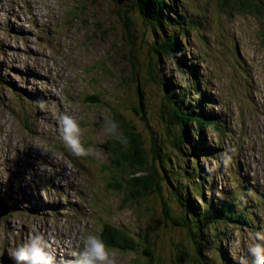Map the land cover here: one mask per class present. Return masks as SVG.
<instances>
[{"label":"rangeland","instance_id":"obj_1","mask_svg":"<svg viewBox=\"0 0 264 264\" xmlns=\"http://www.w3.org/2000/svg\"><path fill=\"white\" fill-rule=\"evenodd\" d=\"M230 1L228 7L221 8L219 0H167L170 20L163 30V22L155 25L142 14V5L137 0L136 4L123 5L117 0H0V163L6 153L9 163L18 162L23 170L31 165L32 156L38 157L39 170L55 165L54 174L65 176L56 188L58 204L64 194L70 195L69 185L84 186L87 202L93 199L102 213L103 223L124 227L140 236L142 242L149 221H152V232L160 231L163 237L156 249V254L163 259L162 264H172V261L198 264L189 260L197 259V255L186 253L192 250L187 248L184 232L174 230L162 221L159 198L151 197L138 205L123 204L125 195L115 184L126 177L114 168L105 149L114 139L106 134L105 117L110 120L116 112L131 121L145 139L150 162L156 165L159 162L161 172L164 166L168 169L166 174L181 184L175 181L177 172L182 167L192 170L195 162L185 161V156L176 153L172 147L167 134L171 133V140L178 130L176 126L166 124L167 116L163 113L165 91L162 85L152 81L150 74L163 79V73H168L175 85L183 86L187 91L194 101V108L206 111L215 121H220L216 116L219 113L231 129L233 122L242 120L243 110L247 111L246 116L252 115L254 119L252 110L260 108L264 111V105L258 107L255 101H262L264 93L255 97L252 92L253 89L264 90V13L242 9L239 0ZM143 2L146 4L143 9L154 12L150 2ZM169 32L179 36L184 49L181 60L185 56L189 70L185 69L184 63L167 59L164 53L159 59L156 48L163 51V44L172 35ZM194 72L198 76L196 79H192ZM6 84L16 88L11 90ZM94 93L103 103H87V97ZM200 94L214 98V105L202 107ZM224 105L231 114L229 122L223 113ZM139 106L144 108L147 118L144 121L142 115L133 111ZM64 112L76 116L83 128L85 146L96 150L94 155L76 158L75 165L58 140L57 117ZM245 122L244 134L234 133L231 139L227 137L234 145L228 146L223 141L222 151L216 159L199 157L202 172L213 176L219 174L217 170L224 164L225 153L236 166L225 177V188L223 179L211 181L210 178L209 188L204 192L201 190L210 203H214V197H223L224 189L249 205L242 192L246 165H241L233 151L234 147L240 150L241 144L249 141L253 134L251 121L246 118ZM203 132L206 145H213L216 138L223 136L220 131L210 128L208 133ZM154 134L158 137L159 161L152 152ZM224 167V171H229L230 163ZM51 177L52 172L43 175L44 183H52ZM7 188L17 194L19 210L0 220V240L2 237L7 241L15 236L29 237L43 225L60 232L65 229L66 221L83 232L85 220L62 218L64 213H57L51 221L46 215L43 218L27 211L24 205H32L21 195L24 190L5 184L0 178V193ZM164 199L177 210L170 186L164 190ZM251 214L256 228L259 216L253 210ZM238 226L218 224L209 228L214 235L208 234V247L203 255L211 264H235L230 254L240 262L238 264H243L245 255L251 254L248 249L253 237L243 229L252 230V227ZM98 229L97 225L91 230ZM173 247L179 249L177 255H174ZM220 248L222 251L218 250ZM115 253L116 264H149L141 253L138 256ZM154 262L158 264L157 258Z\"/></svg>","mask_w":264,"mask_h":264},{"label":"trees","instance_id":"obj_2","mask_svg":"<svg viewBox=\"0 0 264 264\" xmlns=\"http://www.w3.org/2000/svg\"><path fill=\"white\" fill-rule=\"evenodd\" d=\"M141 3L142 14L146 16L149 21L155 25H161L163 22L167 24L170 17L167 15L169 12L166 9L167 0H147L154 8L153 11L143 9L146 4L143 0H137ZM220 7L226 8L230 5V0H219ZM241 8L244 10L254 9L258 14L264 13V0H239ZM260 2V3H259ZM229 4V5H228ZM233 5V4H232ZM184 21V19H183ZM188 21V20H187ZM167 37L166 44H163L161 51L156 48V53L159 59L166 56L169 59H175L183 61L182 58L183 46L179 41V36L173 35ZM161 47V46H160ZM186 59V58H185ZM197 74V73H196ZM194 72L193 78L197 77ZM151 75V79L154 83L163 86L165 91V103L163 105V113L166 124H171L177 127L178 132L174 133L173 139L170 140L171 133L167 134L169 141L175 152L179 155L185 156V161L198 159L200 154L212 155V153L205 148L204 143L196 140L202 138V129L210 122L212 117L205 113L201 108H194V101L189 96L183 86H177L170 79L168 73H163V79H158L155 75ZM92 104L102 103L97 94H94L90 99ZM142 105V101H141ZM134 113L139 115L142 120H146L144 115L143 106L134 107ZM112 119L120 126V131L123 133L124 143L113 139L108 146H106L107 154L112 160L114 168L122 173L126 178H122L121 181H117L115 187L117 190L122 191L125 195V202L123 204L128 205L142 204L143 201L151 197L160 199V206L162 209V221L168 223L173 229L182 230L184 241L188 242L187 248L192 252H186L189 255H197V259L191 258L190 261L198 264H211L206 255L203 252L208 247L209 242V228L216 226L218 223H222L227 219H234L233 208L228 203H220L217 205H205L204 200L198 203V188L202 186L200 178H198V185L194 184L193 172L197 174L198 168L188 170V167H182L176 174L177 179L181 184H177L166 173L168 171L164 166L159 168V162L154 164L150 162V153L145 139L137 131L133 123L127 120L122 114L116 112L113 113ZM152 152L155 154V159L160 160V153L158 151V137L154 134L152 136ZM170 164V160L168 165ZM190 173V174H189ZM200 173V172H199ZM201 177V176H200ZM165 180V181H164ZM189 180V184H188ZM165 182V186L163 185ZM186 182L187 185H183ZM166 186H170L172 194L176 198L177 210L170 205L168 201L164 199V190ZM165 188V189H164ZM124 206L122 205V209ZM147 212L151 213V210L147 207ZM231 211V214L228 212ZM149 219V217H148ZM236 220V219H234ZM154 223V222H153ZM146 233L143 234L142 242L134 232H128L126 228H114L105 226V241L116 250L126 253H134L135 256L141 253L146 257L149 264H155L154 260L157 258L158 264L163 263L160 256L156 254L158 243L163 239L160 231H153L152 221H149ZM174 229V230H175ZM150 230V231H148ZM174 255H177L179 249L173 247ZM185 254V253H184ZM186 255V254H185ZM139 264V262H138ZM144 264V262H143ZM175 264V261H172Z\"/></svg>","mask_w":264,"mask_h":264},{"label":"clouds","instance_id":"obj_3","mask_svg":"<svg viewBox=\"0 0 264 264\" xmlns=\"http://www.w3.org/2000/svg\"><path fill=\"white\" fill-rule=\"evenodd\" d=\"M59 134L64 147L75 158H83L95 154L93 147H86L82 141L83 130L76 116L68 112L57 117ZM106 134L108 137L124 143L123 133L114 119L105 117ZM231 157L224 154L223 163L227 166ZM255 235L264 241V234L257 232ZM54 241L51 235L44 233L31 234L28 239L9 252L15 264H56V256L51 249ZM249 252L254 257L252 264H264V244L254 243L249 245ZM115 250L111 249L99 233H89L84 237L83 249L76 255L70 264H116Z\"/></svg>","mask_w":264,"mask_h":264},{"label":"bare ground","instance_id":"obj_4","mask_svg":"<svg viewBox=\"0 0 264 264\" xmlns=\"http://www.w3.org/2000/svg\"><path fill=\"white\" fill-rule=\"evenodd\" d=\"M4 10V9H3ZM227 13V12H226ZM228 127V129H229V125H226V128ZM240 158H243L244 159V155H243V157H239L238 159H240ZM61 167V166H60ZM246 174H249V172H247ZM93 175V174H92ZM248 176V180L250 181L251 180V175H247ZM53 177H51V180L53 181L54 179H52ZM53 183H49V186H51V188H54L53 187V185H52ZM54 184H55V181H54ZM97 184H98V182H97ZM250 184H251V182H250ZM55 188H59L58 187V185H56V187ZM252 192H253V194L255 195V197L257 198L258 196H259V186L258 185H256V186H254L253 188H252ZM253 203H255V202H253ZM75 211H79V209H75ZM228 212L230 213V215H232L231 214V211H229L228 210ZM54 214H55V210H54ZM260 227H262L261 226V220H259L258 221V231H260ZM228 264H230V262H228Z\"/></svg>","mask_w":264,"mask_h":264},{"label":"water","instance_id":"obj_5","mask_svg":"<svg viewBox=\"0 0 264 264\" xmlns=\"http://www.w3.org/2000/svg\"><path fill=\"white\" fill-rule=\"evenodd\" d=\"M131 1H133V0H117V3H118L119 5H123V4H125V3H129V2H131ZM9 212H10V208H8V207L6 206V204H5L2 200H0V218H1L2 216L7 215Z\"/></svg>","mask_w":264,"mask_h":264}]
</instances>
